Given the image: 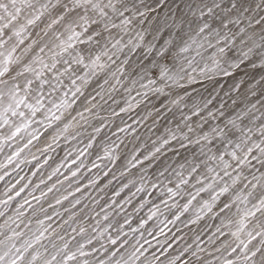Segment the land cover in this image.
Returning <instances> with one entry per match:
<instances>
[{
	"label": "snow or ice",
	"instance_id": "6c2138e0",
	"mask_svg": "<svg viewBox=\"0 0 264 264\" xmlns=\"http://www.w3.org/2000/svg\"><path fill=\"white\" fill-rule=\"evenodd\" d=\"M0 264H264V0H0Z\"/></svg>",
	"mask_w": 264,
	"mask_h": 264
},
{
	"label": "rangeland",
	"instance_id": "374dc122",
	"mask_svg": "<svg viewBox=\"0 0 264 264\" xmlns=\"http://www.w3.org/2000/svg\"><path fill=\"white\" fill-rule=\"evenodd\" d=\"M61 155H62V153H61Z\"/></svg>",
	"mask_w": 264,
	"mask_h": 264
}]
</instances>
